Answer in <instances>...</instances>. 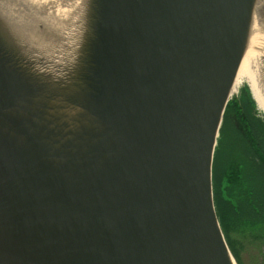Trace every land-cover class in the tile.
<instances>
[{
	"label": "water",
	"instance_id": "obj_1",
	"mask_svg": "<svg viewBox=\"0 0 264 264\" xmlns=\"http://www.w3.org/2000/svg\"><path fill=\"white\" fill-rule=\"evenodd\" d=\"M255 16L0 0V264H238L214 160Z\"/></svg>",
	"mask_w": 264,
	"mask_h": 264
},
{
	"label": "trees",
	"instance_id": "obj_2",
	"mask_svg": "<svg viewBox=\"0 0 264 264\" xmlns=\"http://www.w3.org/2000/svg\"><path fill=\"white\" fill-rule=\"evenodd\" d=\"M244 89L226 110L221 139L225 127L237 118V126L231 129L242 144L226 155L222 166L216 152L214 196L220 224L237 263L264 264V123L253 115L256 103L249 88Z\"/></svg>",
	"mask_w": 264,
	"mask_h": 264
},
{
	"label": "bare ground",
	"instance_id": "obj_3",
	"mask_svg": "<svg viewBox=\"0 0 264 264\" xmlns=\"http://www.w3.org/2000/svg\"><path fill=\"white\" fill-rule=\"evenodd\" d=\"M251 31L249 47L239 67L232 97L238 95L240 86L244 84V87L249 88L256 106L264 114V26L257 16Z\"/></svg>",
	"mask_w": 264,
	"mask_h": 264
},
{
	"label": "rangeland",
	"instance_id": "obj_4",
	"mask_svg": "<svg viewBox=\"0 0 264 264\" xmlns=\"http://www.w3.org/2000/svg\"><path fill=\"white\" fill-rule=\"evenodd\" d=\"M244 86L245 85L243 84V86L241 85L239 88V90H240L238 93L239 98L241 97V95L243 94V91L245 90ZM235 99H236V97L229 102V105L232 102L236 101ZM253 113H254L253 114L254 116H256L258 119H260L264 123V114L258 109V107L255 104H254ZM236 120H238V119L236 118ZM236 120L234 118H232V120H231L233 125H234V128L237 126ZM225 122H226V119H225ZM224 123H223V126L224 125L226 126V123L225 124ZM233 125L230 122V126L225 127V130L223 131V140H221L222 139V128H223V126H222L221 131H220V136L218 137V145H217V151L216 152H217V158L219 160V164L221 166L226 163L224 160L226 155L230 154L232 151L234 153V150H236V149L239 150V145L242 144V141L239 139V137L234 134L235 131H233L231 129V127L233 128ZM245 127H246V125H245ZM220 141L222 142L221 144H220ZM221 146L223 147L222 150H221ZM218 150H219V152H218Z\"/></svg>",
	"mask_w": 264,
	"mask_h": 264
}]
</instances>
